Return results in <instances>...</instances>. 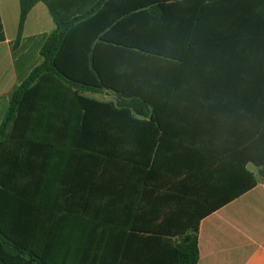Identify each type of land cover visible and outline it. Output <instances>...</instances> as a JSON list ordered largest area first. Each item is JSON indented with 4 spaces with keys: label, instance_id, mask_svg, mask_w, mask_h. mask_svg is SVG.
<instances>
[{
    "label": "crops",
    "instance_id": "1",
    "mask_svg": "<svg viewBox=\"0 0 264 264\" xmlns=\"http://www.w3.org/2000/svg\"><path fill=\"white\" fill-rule=\"evenodd\" d=\"M259 7L264 14V3ZM18 21L19 0H0V125L11 92L40 65V49L56 27L37 2L14 45ZM238 36L195 56L194 86L220 96L177 98L163 127L126 130V162L116 139L111 159L73 144L82 133L72 114L51 116L39 130L51 144L33 151L34 195L68 196L69 207L85 215L84 224L66 229L71 250L79 251L69 263L183 264L181 251L195 232L196 264H264V180L256 164L264 159V42L256 48ZM251 89L260 96H245ZM83 96L116 102L106 90ZM84 133L100 135L94 128Z\"/></svg>",
    "mask_w": 264,
    "mask_h": 264
},
{
    "label": "trees",
    "instance_id": "2",
    "mask_svg": "<svg viewBox=\"0 0 264 264\" xmlns=\"http://www.w3.org/2000/svg\"><path fill=\"white\" fill-rule=\"evenodd\" d=\"M37 2L46 5L56 27L40 49V65L11 92L0 125V264H73L70 253H79L71 250L66 229L84 224L85 215L69 207L68 196H35L38 185L31 182L33 151L51 144L38 134L49 117L76 116L82 135L72 142L82 150L111 159L116 139L119 160L126 162V130L163 127L177 98L220 96L194 86L191 70L199 50L223 48L235 35L253 39L256 48L264 42V0H19L14 45ZM222 2L228 7L216 8ZM238 11L245 14L242 20L226 19ZM105 90L115 103L83 96ZM93 128L100 135H85ZM256 164L264 180V159ZM181 253L183 264L197 263L195 232Z\"/></svg>",
    "mask_w": 264,
    "mask_h": 264
}]
</instances>
